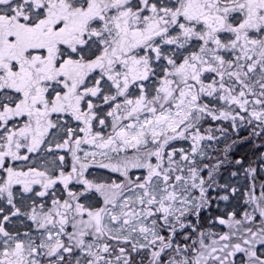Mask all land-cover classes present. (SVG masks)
<instances>
[{
	"label": "snow or ice",
	"instance_id": "6c2138e0",
	"mask_svg": "<svg viewBox=\"0 0 264 264\" xmlns=\"http://www.w3.org/2000/svg\"><path fill=\"white\" fill-rule=\"evenodd\" d=\"M0 264H264V0H0Z\"/></svg>",
	"mask_w": 264,
	"mask_h": 264
}]
</instances>
